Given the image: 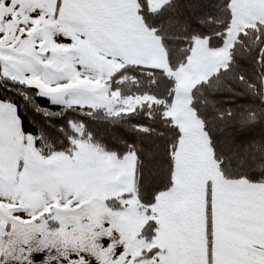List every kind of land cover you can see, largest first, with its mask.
<instances>
[{"label": "snow or ice", "instance_id": "obj_1", "mask_svg": "<svg viewBox=\"0 0 264 264\" xmlns=\"http://www.w3.org/2000/svg\"><path fill=\"white\" fill-rule=\"evenodd\" d=\"M0 264H264V0H0Z\"/></svg>", "mask_w": 264, "mask_h": 264}, {"label": "trees", "instance_id": "obj_2", "mask_svg": "<svg viewBox=\"0 0 264 264\" xmlns=\"http://www.w3.org/2000/svg\"><path fill=\"white\" fill-rule=\"evenodd\" d=\"M239 102H240V103H244V101H243V100H240Z\"/></svg>", "mask_w": 264, "mask_h": 264}]
</instances>
